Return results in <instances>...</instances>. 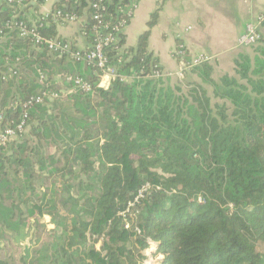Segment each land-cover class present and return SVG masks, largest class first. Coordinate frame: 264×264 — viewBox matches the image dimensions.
<instances>
[{
	"label": "trees",
	"instance_id": "obj_1",
	"mask_svg": "<svg viewBox=\"0 0 264 264\" xmlns=\"http://www.w3.org/2000/svg\"><path fill=\"white\" fill-rule=\"evenodd\" d=\"M128 1L105 0V19L115 24ZM26 2L21 16L34 6ZM87 6L91 48V0H60L55 10L80 15ZM15 9L1 2L0 23ZM156 21L157 12L149 28ZM259 30L262 40L234 58V74L216 77L204 61L184 71L200 80L187 91L168 75L153 77L163 67L148 49L150 29L134 47L118 32L107 53L119 77L106 88L97 67L39 51L16 31L0 35L2 106L48 83L61 92L56 80L65 72L93 85L32 106L27 134L0 148V244L35 233L21 264H145L151 242L161 264H264V17ZM43 32L58 36L55 25ZM17 57L20 75L3 81ZM147 185L127 221L122 212Z\"/></svg>",
	"mask_w": 264,
	"mask_h": 264
},
{
	"label": "crops",
	"instance_id": "obj_2",
	"mask_svg": "<svg viewBox=\"0 0 264 264\" xmlns=\"http://www.w3.org/2000/svg\"><path fill=\"white\" fill-rule=\"evenodd\" d=\"M59 1L44 0L34 4L23 10L24 15L34 20L41 12L55 10ZM155 12L157 21L149 28V21ZM263 14L264 0H140L124 27L126 45L134 47L139 36L150 29L148 49L159 58L171 80L182 67L175 56L177 47L182 43L189 59L199 55L210 57L215 75L216 67L226 65L229 59L234 63L240 52L248 51L239 44V38L247 25L257 23L260 17H264ZM89 17L87 6L81 10L77 21H58L51 25L56 26L59 37L85 48L89 46L84 29ZM233 66L235 68V64Z\"/></svg>",
	"mask_w": 264,
	"mask_h": 264
},
{
	"label": "built area",
	"instance_id": "obj_3",
	"mask_svg": "<svg viewBox=\"0 0 264 264\" xmlns=\"http://www.w3.org/2000/svg\"><path fill=\"white\" fill-rule=\"evenodd\" d=\"M27 0H0L1 2L8 3L10 5H16L14 14L10 19L4 23H0V35H5L9 31H16L17 34L28 39L37 50H48L55 53L59 57H67L69 60L75 62H81L85 65H93L97 67L102 77L99 82V86L108 87L111 82L119 77L118 70L115 66L111 65L108 48L117 42L118 32L124 30V27L130 21L136 7L140 0H129L127 4L121 6L120 12L122 17L112 24L105 19L107 6L105 0H91V7L93 9V18L95 20L94 31L95 40L93 46L90 47H78L73 41L65 39L59 36H48L43 32L44 27L50 26L54 22H74L79 19V15L73 11H64L62 9H56L52 11H44L37 15L34 20L26 19L25 15H20V8H24L28 5ZM40 0H32V3L39 4ZM125 15V16H124ZM263 17L258 19L257 23H249L239 38V44L244 47L253 46L258 44L262 40V33L259 30L260 21ZM191 27H189L190 29ZM187 49L185 45L180 44L175 52L182 64L179 75H183L184 71L189 70L194 65L208 61L211 58L205 55H199L194 58H187ZM22 67L21 57H17L14 61L7 62V69L1 74L3 81L13 80L20 75V69ZM39 81L46 83L48 75L38 70ZM167 76V73L162 70H156L153 77ZM106 78V82H104ZM63 79L66 83L72 85L68 91L63 94H70L75 90H82L90 92L93 89L92 83L79 74L72 72H65ZM123 79H129L124 77ZM48 83L40 92L29 96L26 99H13L8 105L2 106L0 102V148L7 147L11 142L22 139L29 130V109L35 104H44L53 102L61 96V92L55 87L49 88ZM21 110L20 117L15 118L12 116V111ZM149 188V185L140 190L138 196L134 202L129 203V207L126 211L122 212V215L127 220V214L134 203L144 196L145 191ZM128 221V220H127ZM129 226V223H126ZM154 242H151V245Z\"/></svg>",
	"mask_w": 264,
	"mask_h": 264
},
{
	"label": "rangeland",
	"instance_id": "obj_4",
	"mask_svg": "<svg viewBox=\"0 0 264 264\" xmlns=\"http://www.w3.org/2000/svg\"><path fill=\"white\" fill-rule=\"evenodd\" d=\"M244 49L245 50L248 49V51H252L253 47L248 46V47H244ZM227 61L229 62L226 65L224 66L220 65L216 67V72H215L216 77L224 75L225 73H229L231 75L235 73V69L233 66L234 63H232L230 59ZM174 75L176 76L172 78L171 80L172 83L180 84L184 88L185 91H187L192 86L193 81L199 80L195 74L189 71L185 74L183 73V76L179 74L178 75L174 74ZM57 76L59 78L57 77L56 85L60 88L62 93H65L66 91L70 89V85L64 81L63 74H58ZM206 87L208 88L209 94L212 95V88L210 86H206ZM63 96H66V95L64 94ZM63 100H66V98H64ZM46 150L53 151L52 148L50 147L46 148ZM58 187H61L60 180L58 181ZM49 220L50 218L48 216H46L43 219V221L46 223H48L47 221ZM47 226L48 228L53 227V225L49 223ZM46 234H47L46 232H41L39 236H41L42 238H45ZM36 239L37 238L35 236V233H34L33 238L32 236H29V238L21 242H16L12 236L6 235L4 238L1 239L0 258L8 260L12 264H21V257L24 255L25 248L26 247H32V249L35 248L37 244H35L34 241ZM97 247H100V243L97 244ZM157 247H158V244L154 242L149 248L144 250V253L147 255V258L145 259V264H161L160 260L163 257V255L154 256V252L156 251Z\"/></svg>",
	"mask_w": 264,
	"mask_h": 264
}]
</instances>
